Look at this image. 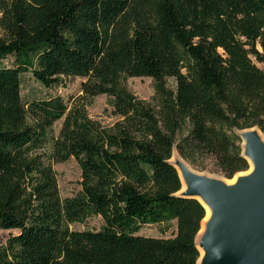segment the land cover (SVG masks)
Segmentation results:
<instances>
[{
  "label": "trees",
  "instance_id": "16d2710c",
  "mask_svg": "<svg viewBox=\"0 0 264 264\" xmlns=\"http://www.w3.org/2000/svg\"><path fill=\"white\" fill-rule=\"evenodd\" d=\"M0 30V230H18L0 264H197L206 213L171 149L228 180L248 170L234 129L264 135V0H0ZM28 70L45 88L84 78L117 118L58 94L25 103ZM128 77L153 79L152 102ZM71 158L81 188L62 198L53 163ZM93 216L99 229L72 228ZM172 221L169 237L139 233Z\"/></svg>",
  "mask_w": 264,
  "mask_h": 264
},
{
  "label": "water",
  "instance_id": "95a60500",
  "mask_svg": "<svg viewBox=\"0 0 264 264\" xmlns=\"http://www.w3.org/2000/svg\"><path fill=\"white\" fill-rule=\"evenodd\" d=\"M238 136L244 143L241 155L252 170L231 185L178 164L185 185L180 194L198 197L210 209L196 246L203 252L197 264H264V143L253 127L241 129Z\"/></svg>",
  "mask_w": 264,
  "mask_h": 264
},
{
  "label": "rangeland",
  "instance_id": "374dc122",
  "mask_svg": "<svg viewBox=\"0 0 264 264\" xmlns=\"http://www.w3.org/2000/svg\"><path fill=\"white\" fill-rule=\"evenodd\" d=\"M12 61L13 58L8 56L6 57L5 60H3V63L7 65H11ZM84 80L85 79L81 77H67L64 79V82L61 85L45 88L33 77L31 71L28 70L22 75L20 94L22 100L25 103L31 101L32 99L42 98L54 94H58L62 96L69 105H72L75 102L80 103L82 101L84 103L85 110L91 119L105 126L112 124L117 118L115 115L112 114V109H113L112 97L106 94H99L93 97H84L81 91V82ZM125 84L127 88L131 91V93H133L137 98L145 100L147 102H152V96L154 94V86H153L154 82L152 78L128 77L125 80ZM166 84L171 88L174 87V82L170 78L166 80ZM61 124H62V119L57 120L53 124L52 132L54 136L58 134ZM234 132L237 133L238 135V133H240L241 130L234 129ZM262 136L264 138L263 134ZM176 141H177V135L175 136V142ZM243 144H244L243 141L240 140L239 146L241 151L243 148ZM171 155L172 157L170 156L171 157L170 162L173 164L176 171L178 170L177 171L178 177L180 174L178 173L179 172L178 164H182L189 171H192L199 175H203L208 178L219 180L224 184H225L224 180H228L222 174H220L218 171L215 170L214 163L210 158L198 159L200 165L193 166L192 164H190L189 162H187L186 160H184L179 156L174 144L171 149ZM249 168L250 165L248 163L247 169ZM53 169L56 173L59 194L62 198L72 196L80 190L81 171L74 158H71L64 162H54ZM241 175H245V174H241ZM101 224H102L101 218L99 216H93L89 218L85 223L73 224L72 228L97 230L100 228ZM202 229L195 236L196 245L199 244V240L203 232ZM17 232L18 230L15 229L0 230V244H4L7 237L10 234H16ZM173 232H174V221H172V223H168V225L166 224L145 225L140 229L139 233L148 236L169 237L173 234Z\"/></svg>",
  "mask_w": 264,
  "mask_h": 264
},
{
  "label": "bare ground",
  "instance_id": "6f19581e",
  "mask_svg": "<svg viewBox=\"0 0 264 264\" xmlns=\"http://www.w3.org/2000/svg\"><path fill=\"white\" fill-rule=\"evenodd\" d=\"M254 130L256 131V133L258 134V136H260L259 138H260V140L264 143V138H263V136H262V134L259 132V130L257 129V128H254ZM174 157V156H173ZM250 165V168L246 171V172H242V173H239V174H237L236 176H234L231 180H224V182H225V184H228V185H231V184H233L235 181H236V178H237V176L238 175H241V174H247V173H249L251 170H252V167H251V164H249ZM178 171V170H177ZM179 173V172H178ZM179 179H180V182H181V186H182V188H184V182H183V179H182V177H181V174H179ZM181 188V189H182ZM197 199H198V201L202 204V206L204 207V209H205V218H204V220H203V222H202V224H201V228H200V230L202 229V227H203V225H204V223L206 222V220H208V218L210 217V209H209V207L207 206V204H205L200 198H198L197 197ZM203 230V229H202ZM200 232V231H199ZM198 250H199V259H198V262H200V258H201V256H202V250L200 249V248H198Z\"/></svg>",
  "mask_w": 264,
  "mask_h": 264
}]
</instances>
